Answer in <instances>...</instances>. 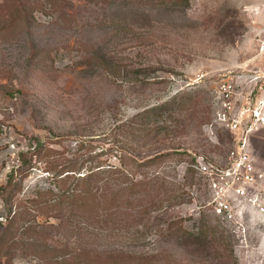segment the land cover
I'll return each instance as SVG.
<instances>
[{
  "label": "rangeland",
  "instance_id": "rangeland-1",
  "mask_svg": "<svg viewBox=\"0 0 264 264\" xmlns=\"http://www.w3.org/2000/svg\"><path fill=\"white\" fill-rule=\"evenodd\" d=\"M257 76L264 0H0V264H264V214L238 232L191 163L226 161L218 87L238 110ZM176 95L184 134L128 126ZM253 145L264 167V129ZM92 171L90 193L59 196Z\"/></svg>",
  "mask_w": 264,
  "mask_h": 264
},
{
  "label": "built area",
  "instance_id": "built-area-1",
  "mask_svg": "<svg viewBox=\"0 0 264 264\" xmlns=\"http://www.w3.org/2000/svg\"><path fill=\"white\" fill-rule=\"evenodd\" d=\"M256 93L235 109V84L218 87L215 120L233 135L234 145L224 163L196 158L193 166L208 182V206L245 235V220L264 214V167L254 153L253 138L264 129V78L255 77ZM260 82V83H259Z\"/></svg>",
  "mask_w": 264,
  "mask_h": 264
},
{
  "label": "trees",
  "instance_id": "trees-1",
  "mask_svg": "<svg viewBox=\"0 0 264 264\" xmlns=\"http://www.w3.org/2000/svg\"><path fill=\"white\" fill-rule=\"evenodd\" d=\"M179 97H182L181 95H176L175 97H173V99L171 100V102H168L167 104H163V106H157V107H153V108H150L144 112H141V113H138L136 116H135V120H131V122L128 123V126H131L132 123H139L138 122V118H141V119H145L146 118V121H142L140 124L144 125L143 128H138L139 130H148L147 132V135L152 134L151 138L153 141H159L160 139H157L158 136H160L161 134H163V137L162 139L163 140H166V139H169V138H176L179 134H184L186 129H187V124L185 123V119H180L178 118L175 114H177L178 112H182V110L184 109V106L187 102L186 99L182 98L181 100H178ZM155 110H159L158 113H154ZM152 113H154L153 115H151ZM147 114H150L151 116H146ZM152 116L155 117L154 118V122H158V121H163V122H166V121H170L171 123L170 124H163V125H158L156 128H149L148 125L151 124L152 122ZM170 156L169 154H166V153H160V154H157L153 157L150 158V160L148 161L149 162V165H154V164H157L159 163L160 161L164 160L166 157ZM194 158H192V161L191 163H194ZM69 177V174H66L64 176V179H61L62 183L63 184V190L61 192V194L59 196H61V198H69V199H80L82 197L83 194H88L90 193L89 192V188L86 186L90 183V181L92 182V179H94L96 177V174H94V172H90L84 176H82L83 178H80L82 179V183H84L85 187H82L83 191L80 190V192H82V194L80 195L79 193L80 192H77L78 191V185L74 184V187H66V181H67V178ZM63 178V177H62ZM11 181L12 182V176L10 177ZM9 182V183H10ZM150 182L154 185V184H158V183H161V185H159V187L157 188H160L162 186V189L164 190H168V187H167V184L165 182H159V179L156 178V179H151ZM139 183H142L143 182H139ZM131 185H138V181H134ZM155 186V185H154ZM150 187H153V186H150ZM18 189V182H16L12 189L11 190H17ZM158 196H159V193H158ZM159 199V198H157ZM34 202H37L35 200H32ZM160 204V201H157V202H152V205L154 206V204ZM63 219V218H62ZM64 221V219H63ZM214 244H217V245H225L224 246V249L225 250H228V243L226 241V238H225V235H221L219 236V238L215 241V240H209V246H214ZM215 248V247H214ZM231 250V249H230Z\"/></svg>",
  "mask_w": 264,
  "mask_h": 264
}]
</instances>
